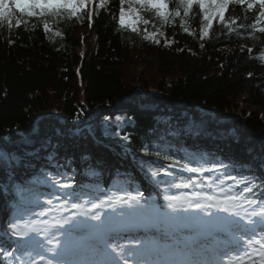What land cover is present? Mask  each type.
Segmentation results:
<instances>
[{
    "label": "trees",
    "instance_id": "trees-1",
    "mask_svg": "<svg viewBox=\"0 0 264 264\" xmlns=\"http://www.w3.org/2000/svg\"><path fill=\"white\" fill-rule=\"evenodd\" d=\"M166 3L162 19L137 0H84L83 6L77 0L75 12L30 9L32 16L9 0L13 10L0 18V208L6 231H13L17 211L30 208L34 197L45 198L46 214L75 187L126 189L136 175L130 162L124 164L131 154L144 174L201 163L235 171L233 181L258 185L249 198L264 204L260 6L228 0L221 21L212 0H206L207 13L194 4L188 15L180 0ZM81 27L88 28L82 41ZM97 111L94 134L115 141L107 148L83 133L77 145L87 160L80 163L71 153L77 138L57 116L68 126ZM247 136L253 139L245 142L244 157L222 153L234 138ZM109 151L114 157L105 183L100 163Z\"/></svg>",
    "mask_w": 264,
    "mask_h": 264
},
{
    "label": "snow or ice",
    "instance_id": "snow-or-ice-1",
    "mask_svg": "<svg viewBox=\"0 0 264 264\" xmlns=\"http://www.w3.org/2000/svg\"><path fill=\"white\" fill-rule=\"evenodd\" d=\"M137 2L150 5L158 10L162 19H166L165 11L168 8L166 0H137ZM256 2L260 6V18L264 19V0H256ZM10 3L14 5L15 10L21 13L27 12L29 16L33 15L30 9H58L64 7L74 12L77 10V0H10ZM212 3L216 5L217 14L223 21L228 0H220L218 4L217 0H212ZM233 3L244 4L245 0H233ZM80 4L83 6L84 0H80ZM194 4H197L200 9L207 13L206 0H180L179 6L184 10V14L188 15ZM247 7L252 8L253 4L248 3ZM12 10L9 6V0H0V18L10 15ZM120 12V21L124 23V9L121 8ZM173 14L180 15V12L175 11ZM205 19L209 21L208 26L211 27L210 17L206 15ZM259 31L264 33V27L259 28ZM249 52H251V49H249ZM182 167L193 173L204 171L203 168L189 167L187 164ZM156 174V172L152 173L154 176ZM237 182L246 184L243 190L237 194L226 196L219 200L218 203L209 205L192 203L190 207L201 211L206 208L217 207L221 211L239 216V206L244 203L250 207L256 205L260 208V211H254L251 214L245 212L244 217H241V219L246 218V223L243 225L236 223L226 228H217L212 233H209L210 243H202L201 245L194 243L192 255L200 258H170L176 254L168 249L165 244L158 241L154 235L149 236L147 234L151 229L148 228L147 224L143 223V217L148 205L140 203L135 197H130L128 200L120 202L127 205V208L120 211L116 216L102 217L99 212H96L85 220H79L74 218V213L73 217L65 219L63 224L68 225V227L64 228L62 232L63 240H57L56 245L58 247L51 249L57 257L55 264H223L221 259H215L214 257H223L229 254V249L234 242V233L243 231L255 235L257 228L264 232V204L257 205L255 200L249 198L258 185L250 180ZM61 186L63 188L70 187L69 184ZM169 199L174 200L175 197ZM208 199L217 200L216 197H208ZM73 207L76 208L78 205H73ZM97 207L96 204L92 205V208ZM109 207L115 212L114 205L110 204ZM167 207L172 210L171 213L163 208H157L156 213L161 217H166L173 215L177 211L176 206L172 203H169ZM254 216L257 219H253ZM88 219L95 223H88ZM207 220L211 221V214H209ZM141 230L145 232L143 237L139 239L133 237L134 243L130 242L131 247L127 249L124 245L117 244L114 241V237L125 238L121 236V233L140 232ZM79 231H83L86 235L77 238L74 233ZM13 235L27 236V233L13 232ZM252 243L259 245L255 251L258 252L260 257L259 264H264V237H261L260 240H250L249 245ZM92 256H99L101 259H91L90 257ZM129 257L133 259L130 260ZM47 264H53V261L49 260Z\"/></svg>",
    "mask_w": 264,
    "mask_h": 264
},
{
    "label": "rangeland",
    "instance_id": "rangeland-1",
    "mask_svg": "<svg viewBox=\"0 0 264 264\" xmlns=\"http://www.w3.org/2000/svg\"><path fill=\"white\" fill-rule=\"evenodd\" d=\"M87 33V27H81L77 31V34L80 36L81 41L87 35ZM77 51L81 55L83 53V45L78 47ZM75 68L76 70L78 69L77 66ZM137 69L140 70L141 68L137 66ZM236 102L241 104L240 99H237ZM242 107L246 108V105L242 104ZM238 113V109L234 110V117H237ZM92 117H94V115H92L91 118ZM62 121L64 122V120ZM88 121L84 120L79 122L78 124H69L67 128L75 129L79 127L80 124H84ZM83 130L90 131L91 127H88V125H86L84 129L78 131L77 134L80 136V133L84 132ZM113 141H115V139L105 140L104 143ZM232 141L230 146H228L227 149L222 152L223 154L229 152L230 150L233 152H243L244 144H246L243 143L245 139L242 138L240 140H237L236 143H233ZM74 142L76 144L71 147V153L73 156L78 158V162L83 163V161H86L87 158L85 159L84 156H80V148L77 145L78 140H75ZM106 146L107 148L110 147L109 144H107ZM104 154V158L106 157L107 160H104L102 163H100V169L102 174V181H107L108 177L105 176H107L108 174L107 169L110 164L109 160L114 157V153L112 151H109L108 153ZM206 159L209 160L210 158ZM127 161H130L131 163V165H129V168H133L134 173L137 174L136 176L141 179L142 184L139 186V188L142 189V192L133 193L127 190L125 193L126 195L124 196L119 195V192H117L116 194H114V201L109 204H105V201L103 200L108 199L105 197L106 192L100 191V193L104 195L103 196L100 194L102 198L101 200L99 197L95 198L98 192L92 193L91 196H88L83 192H78L79 194H77L75 200L70 202L69 204L72 205L71 211H78V214L76 215L77 219L85 220V215L88 217L96 212H99L102 217H106L108 212H112L117 215L120 211L126 210L127 208V205L120 203L121 201L128 200L130 197L138 195V200L140 201V203H146L148 205L143 217V223L148 225L155 224L158 227H165L166 229H170V227L172 226L178 227L183 225L185 228L180 232L191 234L199 231L201 228L207 225L214 227H217L219 225L221 228H226L229 225H233L236 223H239L241 225L246 223V218L241 219V217H244V214L247 210V205L244 203H241L239 206L238 210L240 212V215H235V217L234 214L221 211L220 209L217 210L215 207L206 208L204 211L190 207L192 203H200L203 205H209L214 202L218 203V201L222 200L224 197L235 195L238 192L242 191L243 189L239 187V184L237 182H234L232 179L233 172L231 173L224 170H217L211 164L210 166L209 163H205L201 164L200 166L204 169V171L198 173L189 172L186 169H177V172L173 173L172 175L161 174V176H159L158 173L155 176L151 173L143 175L141 172L137 171L134 166H132L134 157L130 156L128 159H126L124 164H126ZM78 176H80V174H78ZM131 183L132 182H129V184ZM147 185L148 187H150L149 193H146L144 191L148 189L146 188ZM172 197H175V199H169ZM208 197H216L217 200H209ZM89 200L93 201L88 202ZM205 200L211 203H207L205 202ZM169 203L174 204L177 211L171 216H159L156 213L157 208H163L169 213L172 212V210L168 209L167 207ZM93 204H96L98 207L92 208ZM110 204L115 206V212L111 207H109ZM73 205H78V207L74 208ZM44 206L45 203L38 209L36 213H42L44 211ZM209 214H211V221L207 220ZM1 216L2 208H0V220ZM253 219L255 218L253 217ZM63 222L64 220H59L54 227L55 229L45 224V227H48L50 231L48 232L42 229L43 232L41 235L37 233V228L33 225L25 230L24 233H27V236L15 235L16 237L12 238H10V235H8L0 226V264H47L49 260H56L57 257L55 255V252L51 251V249L58 247L56 245L57 240H63L62 232L64 228L68 227V225H64ZM91 223L95 222L91 221ZM16 232L18 231L16 230ZM156 233L160 232L157 231ZM169 233L173 234L175 232L173 230H169ZM256 233V235H253L252 233L246 232L244 239L247 241L248 245L243 250L238 251V249H235L229 252L228 255L218 258L224 259L226 262L234 259L233 264H259L260 257L258 252L255 251V249H257L259 245H257L256 243H252L251 245H249L250 240H260L261 237H264V232H261L259 228L256 229ZM164 234L166 233H162L163 236H165ZM74 235L77 238H80L85 236L86 234L83 231H79L75 232ZM139 235L143 236V233L140 232L138 235L133 234L132 236ZM174 240H171L170 242L173 243ZM202 243L205 242L200 240L197 245H201ZM176 248L177 247L171 249V251H173L175 254L178 252ZM98 258L99 256L91 257V259L96 260H98ZM174 258H177V255L174 256Z\"/></svg>",
    "mask_w": 264,
    "mask_h": 264
},
{
    "label": "water",
    "instance_id": "water-1",
    "mask_svg": "<svg viewBox=\"0 0 264 264\" xmlns=\"http://www.w3.org/2000/svg\"><path fill=\"white\" fill-rule=\"evenodd\" d=\"M202 112H204V113H207V114H212L209 110H207V109H200ZM97 113H98V111L96 112V114L94 115V117H92L88 122H85L84 124H80L79 125V127H77L76 129H78V130H82L86 125H91L92 124V122L94 121V119L97 117ZM76 129H74V130H76Z\"/></svg>",
    "mask_w": 264,
    "mask_h": 264
},
{
    "label": "bare ground",
    "instance_id": "bare-ground-1",
    "mask_svg": "<svg viewBox=\"0 0 264 264\" xmlns=\"http://www.w3.org/2000/svg\"><path fill=\"white\" fill-rule=\"evenodd\" d=\"M243 142H246V140L245 141H243ZM110 166V165H109ZM129 259H131V257H129ZM233 262H234V259L233 260H231V261H229V262H226V264H233ZM53 264H55V261L53 262Z\"/></svg>",
    "mask_w": 264,
    "mask_h": 264
}]
</instances>
